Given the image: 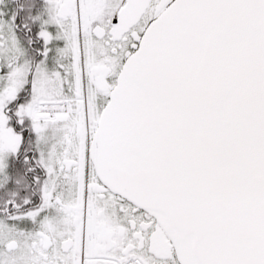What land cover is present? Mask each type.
<instances>
[{
	"label": "snow or ice",
	"instance_id": "1",
	"mask_svg": "<svg viewBox=\"0 0 264 264\" xmlns=\"http://www.w3.org/2000/svg\"><path fill=\"white\" fill-rule=\"evenodd\" d=\"M0 264H264V0H0Z\"/></svg>",
	"mask_w": 264,
	"mask_h": 264
}]
</instances>
